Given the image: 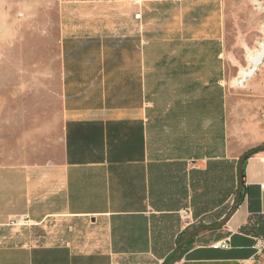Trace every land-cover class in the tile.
Segmentation results:
<instances>
[{
  "label": "crops",
  "instance_id": "obj_1",
  "mask_svg": "<svg viewBox=\"0 0 264 264\" xmlns=\"http://www.w3.org/2000/svg\"><path fill=\"white\" fill-rule=\"evenodd\" d=\"M67 12L57 149L0 164V264H162L170 253H154L166 233L176 240L198 220L192 171L229 158L239 170L264 146L229 154L221 0H125L116 30ZM263 158L244 159L243 200L227 222L194 235L173 264H251L254 239L264 240ZM21 216L30 224H11ZM223 239L230 248L212 247Z\"/></svg>",
  "mask_w": 264,
  "mask_h": 264
},
{
  "label": "rangeland",
  "instance_id": "obj_2",
  "mask_svg": "<svg viewBox=\"0 0 264 264\" xmlns=\"http://www.w3.org/2000/svg\"><path fill=\"white\" fill-rule=\"evenodd\" d=\"M221 3L233 158L250 142L264 145V58L247 76L250 56L264 43V0ZM124 5L125 0H0V164L42 162L57 149L61 11H68L69 21L86 20L88 29L116 30L120 17L115 11ZM83 11L85 16H80ZM137 14L141 17L138 12L135 18ZM218 216L213 212L190 225H208ZM175 231L166 233L154 253L156 259L175 248Z\"/></svg>",
  "mask_w": 264,
  "mask_h": 264
},
{
  "label": "trees",
  "instance_id": "obj_3",
  "mask_svg": "<svg viewBox=\"0 0 264 264\" xmlns=\"http://www.w3.org/2000/svg\"><path fill=\"white\" fill-rule=\"evenodd\" d=\"M260 147H255L248 150V156L259 152ZM247 156V157H248ZM244 173L242 171V177ZM239 174L238 168L234 166L230 161L223 159L217 161H209L205 167V169H194L192 171V182L191 187L194 192L191 200L192 205L194 207L193 216L195 219H201V214L205 212H209L214 208H218V206L223 205L225 202L229 201L230 197L234 196L237 193V189L239 186ZM243 192L238 195L239 201L234 200L231 206H226L225 210H221L223 212L219 213L216 221L214 223L206 225L204 222H200L196 226H192L190 229L183 231L176 239V244L189 233L191 230H194L198 227L203 226H213L222 219L226 218L228 214L232 211V209L237 207V205L243 200ZM221 226V225H220ZM219 226V227H220ZM219 227L217 229H219ZM246 227H241L242 231H246ZM260 235L264 238V227L259 228ZM195 236H192L188 239V241L180 247L179 254L177 259L182 255L185 251L186 247L191 244ZM176 248L172 250V252L164 258L162 264H167L173 257Z\"/></svg>",
  "mask_w": 264,
  "mask_h": 264
},
{
  "label": "water",
  "instance_id": "obj_4",
  "mask_svg": "<svg viewBox=\"0 0 264 264\" xmlns=\"http://www.w3.org/2000/svg\"><path fill=\"white\" fill-rule=\"evenodd\" d=\"M257 57H260V61L258 63L255 62ZM263 58H264V43H262V45L260 47V51L255 56H250L249 59H250V62L252 64V67L247 71V76H250L251 74L254 73V71L257 69L258 65L262 62ZM260 150H264V146H262L260 148ZM248 154L242 155L240 157V159H239V162H238V167H239V170H238L239 182L238 183H239V186H238V189H237V193L235 195V199H236L237 202L239 201L238 195L242 192L243 184H244V183H242V170H243L242 163H243L244 159L248 156ZM234 210H235V207L232 209V211L228 214V216L226 218L222 219L221 221H219V223H217V224H215L213 226L198 227V228H195L194 230H191L189 233H187V235L184 236L176 244L175 253H174L172 259L167 264H173L176 261V259L178 257V254H179L180 247L182 245H184L188 241L189 238H191L192 236L200 233L204 229H209V230L217 229L220 225L225 224L227 222V220L231 217V214L234 212Z\"/></svg>",
  "mask_w": 264,
  "mask_h": 264
},
{
  "label": "built area",
  "instance_id": "obj_5",
  "mask_svg": "<svg viewBox=\"0 0 264 264\" xmlns=\"http://www.w3.org/2000/svg\"><path fill=\"white\" fill-rule=\"evenodd\" d=\"M140 14L136 15V18H139ZM263 162V166H264V158L262 159ZM189 209H183L180 211L181 216L187 218L189 217ZM29 219L27 216H21V217H17L12 219L11 224H20V225H24V224H28ZM253 248H254V253L252 254V257H250V262L251 264L255 263V261L259 258V256L264 252V240L262 238H255L254 239V243H253ZM212 247L220 249V248H225L228 249L230 248V244H229V240L228 239H223V240H219L215 243L212 244Z\"/></svg>",
  "mask_w": 264,
  "mask_h": 264
},
{
  "label": "bare ground",
  "instance_id": "obj_6",
  "mask_svg": "<svg viewBox=\"0 0 264 264\" xmlns=\"http://www.w3.org/2000/svg\"><path fill=\"white\" fill-rule=\"evenodd\" d=\"M260 57H257V59L255 60L256 63H258L260 61Z\"/></svg>",
  "mask_w": 264,
  "mask_h": 264
}]
</instances>
